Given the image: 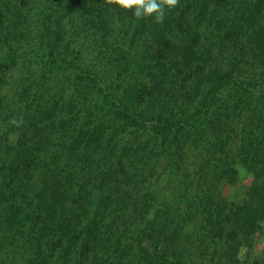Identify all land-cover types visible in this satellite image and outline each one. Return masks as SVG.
<instances>
[{
    "label": "trees",
    "instance_id": "16d2710c",
    "mask_svg": "<svg viewBox=\"0 0 264 264\" xmlns=\"http://www.w3.org/2000/svg\"><path fill=\"white\" fill-rule=\"evenodd\" d=\"M249 262L264 0H0V264Z\"/></svg>",
    "mask_w": 264,
    "mask_h": 264
},
{
    "label": "clouds",
    "instance_id": "9594fccd",
    "mask_svg": "<svg viewBox=\"0 0 264 264\" xmlns=\"http://www.w3.org/2000/svg\"><path fill=\"white\" fill-rule=\"evenodd\" d=\"M124 11H132L136 19L153 18L157 24L163 23L166 10L171 11L179 5V0H106ZM8 124L19 128L24 124L22 118H12Z\"/></svg>",
    "mask_w": 264,
    "mask_h": 264
},
{
    "label": "rangeland",
    "instance_id": "374dc122",
    "mask_svg": "<svg viewBox=\"0 0 264 264\" xmlns=\"http://www.w3.org/2000/svg\"><path fill=\"white\" fill-rule=\"evenodd\" d=\"M246 185H247V179H242L241 177L240 181L235 186L227 189L228 197H231L232 199H235V200L241 199L242 192L244 191L243 188ZM262 245H263V238L256 236L254 243H253L252 250L250 251L249 256L247 258H250L251 261H253L256 258L257 254L259 253V250L262 247Z\"/></svg>",
    "mask_w": 264,
    "mask_h": 264
}]
</instances>
